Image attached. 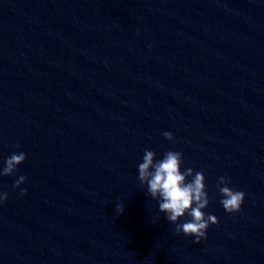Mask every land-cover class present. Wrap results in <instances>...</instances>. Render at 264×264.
<instances>
[{"label":"clouds","instance_id":"9594fccd","mask_svg":"<svg viewBox=\"0 0 264 264\" xmlns=\"http://www.w3.org/2000/svg\"><path fill=\"white\" fill-rule=\"evenodd\" d=\"M165 139H174L171 132L163 133ZM17 149L20 145H15ZM156 153L145 149L142 162L138 165V180L141 184L147 185V194L157 200L159 211L165 214V218L175 224L177 235L194 237L195 243H200L207 238V229L210 225H218L216 216L206 214L203 210L209 204V197L206 191L205 175L203 171H196L187 168L181 171L183 154L179 151H166L162 159H155ZM26 159L23 151L13 152L5 161V166L0 169V176H10L17 171L18 165ZM191 177L189 180L188 178ZM27 177L19 176L13 187L20 188ZM231 183L229 177L221 176L218 179L217 189L220 204L229 214L237 213L245 200V193L233 189L228 185ZM27 189L21 188L20 194H26ZM8 199L7 192H0V203ZM116 211L123 213V204L116 205ZM190 217L186 222L178 221L185 216Z\"/></svg>","mask_w":264,"mask_h":264}]
</instances>
